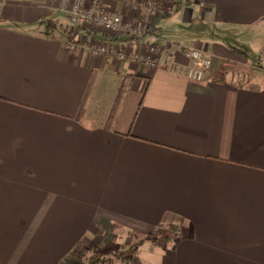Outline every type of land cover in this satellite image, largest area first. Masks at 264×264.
Listing matches in <instances>:
<instances>
[{
  "label": "crops",
  "instance_id": "crops-1",
  "mask_svg": "<svg viewBox=\"0 0 264 264\" xmlns=\"http://www.w3.org/2000/svg\"><path fill=\"white\" fill-rule=\"evenodd\" d=\"M104 5L137 31L74 41H169L212 67L195 83L92 58L67 48L58 0H0V264H79L80 245L171 225L167 248L140 246L144 264H264V0H176L146 26L124 1Z\"/></svg>",
  "mask_w": 264,
  "mask_h": 264
},
{
  "label": "built area",
  "instance_id": "built-area-1",
  "mask_svg": "<svg viewBox=\"0 0 264 264\" xmlns=\"http://www.w3.org/2000/svg\"><path fill=\"white\" fill-rule=\"evenodd\" d=\"M120 1H124L134 14H139L145 26L150 24L158 14L167 10L169 5L176 2V0ZM58 7L67 14L70 25L74 28L91 30L115 38L128 36L138 29L136 19H125L120 14L107 11L104 0H58ZM67 48L70 50L84 48L92 58L106 57L113 61L128 62L131 66H146L149 69L167 68L172 73L195 83H202L212 67V57L208 50L184 48L169 41L163 44L137 42L135 46L121 49L103 42L84 43L82 39H78L69 41ZM177 51L183 52L188 59L186 66L177 62Z\"/></svg>",
  "mask_w": 264,
  "mask_h": 264
},
{
  "label": "trees",
  "instance_id": "trees-1",
  "mask_svg": "<svg viewBox=\"0 0 264 264\" xmlns=\"http://www.w3.org/2000/svg\"><path fill=\"white\" fill-rule=\"evenodd\" d=\"M52 27V24H48L46 29ZM80 32L79 28H73L69 33V39L74 41ZM46 34H49L46 32ZM177 226L171 225L168 228H159L155 233L148 234L146 238L131 246L129 251L125 253H99L94 252L91 255H84L82 246H78L76 250L71 254L79 264H144L138 255L140 246L146 241L151 240L161 248H167L171 241V235H176ZM175 233V234H174Z\"/></svg>",
  "mask_w": 264,
  "mask_h": 264
},
{
  "label": "rangeland",
  "instance_id": "rangeland-1",
  "mask_svg": "<svg viewBox=\"0 0 264 264\" xmlns=\"http://www.w3.org/2000/svg\"><path fill=\"white\" fill-rule=\"evenodd\" d=\"M74 28V27H73ZM80 29V28H79ZM107 35V34H106ZM108 36H110V35H108ZM111 37H113V36H111ZM115 38V37H114ZM131 246V245H130ZM130 246H120V247H118V248H116V249H110V248H107V249H103V250H101V252H99V253H107V252H111V253H125V252H127V251H129V248H130ZM87 252H88V250H86V252L84 251L83 253H84V255L85 254H87ZM95 251H92V253H94ZM92 253H90V255L92 254ZM88 255H89V253H88ZM87 255V256H88ZM64 264V263H63Z\"/></svg>",
  "mask_w": 264,
  "mask_h": 264
}]
</instances>
